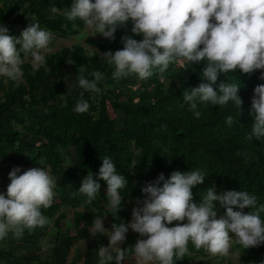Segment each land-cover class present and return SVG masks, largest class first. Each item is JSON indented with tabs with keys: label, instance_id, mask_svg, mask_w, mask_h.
I'll use <instances>...</instances> for the list:
<instances>
[{
	"label": "trees",
	"instance_id": "trees-1",
	"mask_svg": "<svg viewBox=\"0 0 264 264\" xmlns=\"http://www.w3.org/2000/svg\"><path fill=\"white\" fill-rule=\"evenodd\" d=\"M72 2L0 0V24L9 29V35H19L25 27L35 22L31 17L34 16L41 28L56 36L76 35L86 25L79 19L69 21L66 18L65 12ZM53 7L58 10L53 12ZM131 28L132 22L129 20L126 27L117 29L114 40L104 38L99 33V38L86 36L85 42L93 46V50L88 51L81 44H72L45 53V64L35 72L32 63L24 61L21 65L24 77L18 86L0 76V160H10L17 167L22 164L39 165L49 170L55 179L60 178L59 189L71 186L69 197L61 196L59 202L41 209L56 229V234L60 233V222L66 218L62 207L83 208L82 211H73L71 223L75 231L92 227L96 217H105L110 222V228L113 223L131 221L132 208L137 206L138 200L144 199L141 189L156 180L160 173L167 179L176 170L200 169L206 173L203 183L192 189L195 203H200L211 187L215 188L217 194L227 190L248 191L256 195L258 204L264 203V139H246L254 123L251 111L253 90L256 85L264 84V80L259 78L261 70L252 74L239 70L220 73L213 87L218 88L221 82L239 84L238 95L243 101L241 109L232 102L223 107L200 103L198 110L201 116L196 119L188 105L183 104V92L207 82L202 76L206 61L193 63L187 72L172 73L179 63L173 62L162 75L154 72L147 80L136 77L133 81L141 85L133 88L132 97L125 96L122 89L109 80L114 68L101 58L99 52L122 49L121 37L125 34L141 40L143 37L132 33ZM21 55L22 59L31 58L30 54ZM68 59L74 70L83 65L89 73L100 71L105 75V80L98 85L104 89L100 94L84 92L83 99L88 101L90 108L82 114L74 112L73 108L83 90L79 87L68 90L57 84L69 72L64 68ZM122 81L131 84L128 79ZM108 103L114 116L108 112ZM20 108L27 112L26 119L14 114V109ZM228 116L235 121L231 126L226 123ZM161 125H166V129ZM68 149L73 151V164L65 163ZM11 155L19 158L13 160ZM104 156L113 158L117 172L126 180L125 187L120 190L122 200L117 216L108 210L107 185L98 176ZM19 168L21 172L25 170ZM12 169L8 165L6 173L0 177V187L4 186L0 193L5 195V186L10 183L8 173ZM90 173L100 184V189L97 198L87 204L86 196L79 194L78 189L81 181ZM162 184L163 181L160 186ZM73 193L77 195L73 196ZM213 203L219 218L225 210L218 201ZM242 211L248 212L249 209ZM261 218L264 219V213H261ZM102 237L99 233L95 236L94 264H99L98 248ZM71 238L77 240L78 236ZM146 238L128 230L126 240L120 247H133L138 239ZM237 245L241 249L240 258L245 263L260 264L264 260V244L248 249ZM57 246L55 244L54 263L62 264L61 247ZM205 253L204 248L197 249L189 242L187 253L181 259L174 260V264H220L214 259L203 258ZM14 255V249L0 248V259ZM132 255L125 261H133ZM27 259L36 262L39 255L34 254ZM110 264H116L115 260Z\"/></svg>",
	"mask_w": 264,
	"mask_h": 264
},
{
	"label": "clouds",
	"instance_id": "clouds-1",
	"mask_svg": "<svg viewBox=\"0 0 264 264\" xmlns=\"http://www.w3.org/2000/svg\"><path fill=\"white\" fill-rule=\"evenodd\" d=\"M57 10L52 8L53 12ZM65 15L69 21H83L109 40H114L117 29L126 27L131 20V32L143 38L136 40L125 34L121 37L122 49L101 54L114 68L113 79L135 75L147 80L154 72L165 73L173 62L183 67L206 61L202 76L207 82L183 92V104L188 105L196 119L201 116L200 103L223 107L232 102L241 109L239 84L221 82L218 88L213 87L220 73L239 70L252 74L261 70L259 78L264 80V0H73ZM31 17L35 22L19 35H9V29L0 24V76L16 86L24 77L21 54L31 55L35 72L45 64L43 53L50 51L49 45L54 39L51 31L41 28L35 17ZM78 73L76 86L83 91L73 111L82 114L90 108L83 99L84 92L100 94L104 89L98 85L105 80V75L100 71L89 73L83 65ZM253 92L254 123L246 139L261 141L264 139V84L256 85ZM234 122L232 116L226 118L229 126ZM161 127L166 129V125ZM101 160L98 176L107 185L108 210L117 216L122 200L120 190L126 180L117 172L112 157L104 156ZM205 174L200 169L176 170L165 179L160 173L141 189L144 199L132 208L131 221L113 223L110 231L104 227L102 217H96L92 228L89 227L92 235L99 233L108 237V246L98 248L99 264H110L113 260L124 264L130 254H134L138 264H174V260L187 253L189 242L213 256H227L234 242L243 249L264 244V219L261 218L264 203L258 204L256 195L244 190L217 194L211 187L200 203L193 202L192 189L203 183ZM8 176L6 195L0 193V241L9 233L20 239L25 230L33 233L48 225L49 220L41 209L49 208L56 195L57 181L45 168L32 167L21 172L19 167H14ZM99 189L100 184L90 173L81 181L78 193L85 195V203L90 204L97 198ZM214 201L225 210L219 218ZM245 208L249 211H242ZM173 222L175 225L169 227ZM129 228L147 238L138 239L133 247L121 248ZM52 247L55 245L41 241L42 251Z\"/></svg>",
	"mask_w": 264,
	"mask_h": 264
},
{
	"label": "rangeland",
	"instance_id": "rangeland-1",
	"mask_svg": "<svg viewBox=\"0 0 264 264\" xmlns=\"http://www.w3.org/2000/svg\"><path fill=\"white\" fill-rule=\"evenodd\" d=\"M26 28V27H25ZM98 33H95L94 29L89 28L87 25L85 26V28L76 35H70L68 37L65 36H56L54 35V39L51 41L49 48L50 51L44 52L48 53L51 51H55L58 50L64 46L66 47H70L72 44H81L83 45L86 50H93L94 47L88 45L85 42V37L90 35V36H94L96 38H99L100 35H97ZM99 54H102V51L99 52ZM23 61H29V62H33L32 61V57L31 58H24ZM193 63L191 64H185L183 67L181 66L180 63L177 64V68H175L174 71H172V73L176 72V71H183V72H187L188 70L191 69ZM64 68L66 70H68L69 72L65 75H63L61 77V79L57 82L58 85H63L65 86L68 90H73L77 88V77H78V70H74V68H72L70 61L68 59L67 63L64 65ZM181 68V69H179ZM136 78L133 77L132 75L123 78V79H113L112 76L109 77V80L113 82V84H115L116 86L119 87V89H122L123 94H125V96H130L131 97L134 95L133 94V88L136 86H140L141 84L138 82L133 81V79ZM128 79L130 80L131 84L127 83L126 81H122ZM122 81V82H121ZM131 86V88H130ZM108 107V112L111 116H114L115 113L113 112L110 104H107ZM14 114L16 116L22 117L24 119H26V115L28 116L27 112L23 109H14ZM120 114H118L117 116H119ZM30 116V115H29ZM26 121V120H25ZM19 128H21V126H18ZM120 127V125L118 126V128ZM11 159H18V156H10ZM74 161V155H73V151L72 149H68L67 153H66V159H65V163L67 164H73ZM13 163V162H12ZM8 165L11 166V168L17 167V165H15V163L11 164L10 160H8L7 162H2L0 161V177L2 175H4V173H6V170L8 168ZM32 167H39V165L33 166V165H28L26 168H24L25 170L32 168ZM57 184L56 187L54 189L56 195L54 198L53 202H59V198L62 197H69L70 196V190L71 186H68V189L66 188H60L59 183H60V178L57 177L56 178ZM78 186V185H77ZM7 187V185L5 186ZM2 188L0 187V190ZM61 210H64L66 213V218L60 222L61 226H60V233L56 234V229L52 226V223H49L48 225H46L45 227L41 228V237L40 239L32 238L30 235H24L21 239H15L12 237L11 233H9L8 237L6 239H4L3 241H0V248H3L5 250H11L14 249V256L13 257H4V259H0V264H55L54 262V256L56 251L54 250V247L50 248L48 251H42L41 248V241H46L50 244H57L58 246L61 247V256H60V260L62 262V264H94L95 261V255L93 252V246L95 243V236L92 235L91 233V228L87 227V228H83L82 230H77L75 231V229L72 227V217H73V211L74 210H83L82 207H77V208H71V207H62ZM103 223H105L107 225V228L109 229V231L111 230L110 228V223L109 221L103 217L102 218ZM130 231L132 230L131 228L129 229ZM78 236L77 240H74L73 238H71V236ZM102 239L100 240L99 243V247L101 245L103 246H108V237L107 235H102ZM32 239L33 241H27L26 239ZM238 243H233L232 248L229 251V254L227 256H213L211 253H209L206 250L205 255L203 256V258H211L214 259L216 261H219L220 264H247L244 261L241 260L240 258V254H241V249L240 247H238L237 245ZM57 246V247H58ZM34 254H38L39 255V259L36 262H32V261H28L27 257H30ZM132 259L133 261H124V264H138L134 254L132 255Z\"/></svg>",
	"mask_w": 264,
	"mask_h": 264
},
{
	"label": "crops",
	"instance_id": "crops-1",
	"mask_svg": "<svg viewBox=\"0 0 264 264\" xmlns=\"http://www.w3.org/2000/svg\"><path fill=\"white\" fill-rule=\"evenodd\" d=\"M1 161V160H0ZM11 164H13V163H11ZM19 167H21V168H26L28 165H26V164H22V165H18ZM2 189L4 188V186L3 187H1ZM1 189V190H2ZM41 228H37V229H35L34 230V232L33 233H28L27 232V230H25V234L24 235H27V236H31L32 238H37V239H40V237H41V235H42V233H41V230H40ZM44 229V228H43ZM21 240H22V238H20ZM27 241H30L31 240V242L33 241L32 239H26Z\"/></svg>",
	"mask_w": 264,
	"mask_h": 264
}]
</instances>
